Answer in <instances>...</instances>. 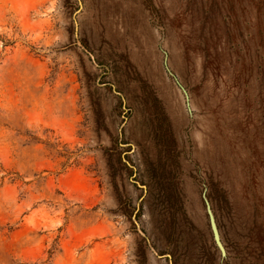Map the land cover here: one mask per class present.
<instances>
[{
    "label": "rangeland",
    "instance_id": "rangeland-1",
    "mask_svg": "<svg viewBox=\"0 0 264 264\" xmlns=\"http://www.w3.org/2000/svg\"><path fill=\"white\" fill-rule=\"evenodd\" d=\"M0 264H264V0H0Z\"/></svg>",
    "mask_w": 264,
    "mask_h": 264
},
{
    "label": "water",
    "instance_id": "water-1",
    "mask_svg": "<svg viewBox=\"0 0 264 264\" xmlns=\"http://www.w3.org/2000/svg\"><path fill=\"white\" fill-rule=\"evenodd\" d=\"M205 200V204H206V209H207V213H208V216H209V222H210V226H211V229H212V232H213V236H214V239H215V242L217 243L218 247L220 248L221 252L224 254L225 253V250H224V247L220 241V237H219V231H218V228H217V224L215 222V217H214V214L210 208V205H209V202L207 201L206 198H204Z\"/></svg>",
    "mask_w": 264,
    "mask_h": 264
}]
</instances>
